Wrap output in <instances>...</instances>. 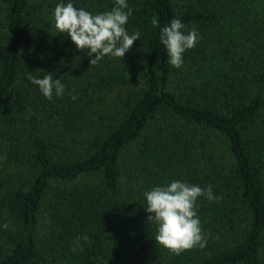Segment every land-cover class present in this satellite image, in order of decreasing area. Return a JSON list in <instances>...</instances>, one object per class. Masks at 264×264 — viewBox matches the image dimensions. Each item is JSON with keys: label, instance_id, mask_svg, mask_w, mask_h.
Masks as SVG:
<instances>
[{"label": "trees", "instance_id": "trees-1", "mask_svg": "<svg viewBox=\"0 0 264 264\" xmlns=\"http://www.w3.org/2000/svg\"><path fill=\"white\" fill-rule=\"evenodd\" d=\"M69 2L115 6L0 0V264H264V0H126L140 40L91 66L54 27ZM173 18L200 37L179 69L159 40ZM29 72L64 94L46 99ZM176 180L220 197L197 199L207 245L180 255L144 209Z\"/></svg>", "mask_w": 264, "mask_h": 264}, {"label": "clouds", "instance_id": "clouds-1", "mask_svg": "<svg viewBox=\"0 0 264 264\" xmlns=\"http://www.w3.org/2000/svg\"><path fill=\"white\" fill-rule=\"evenodd\" d=\"M131 15L132 9L128 7L126 0H115V6L110 11L97 14L83 8L77 9L69 2L56 5L53 21L58 33L70 37L77 50H88L91 66L109 55L122 60L134 42L140 40L139 32L129 34L125 28ZM152 25L159 26L155 17ZM184 28L181 20L175 18L160 28L159 40L167 51L168 63L177 69L183 65L184 52L194 48L200 38L196 30L185 34ZM32 73L29 72L27 78L38 86L46 99L51 100L53 94L58 97L64 94L65 86L59 78L54 79L55 73L46 72L43 78H37ZM71 99L75 101L77 97L72 95ZM201 196L206 197L209 202L220 199L212 192L211 185L202 189L178 180L144 193V209L149 214L146 223L156 227V245L175 255L193 248L206 247L207 239L195 211L196 201ZM4 227L7 228V224ZM84 239L87 240V236Z\"/></svg>", "mask_w": 264, "mask_h": 264}, {"label": "rangeland", "instance_id": "rangeland-1", "mask_svg": "<svg viewBox=\"0 0 264 264\" xmlns=\"http://www.w3.org/2000/svg\"><path fill=\"white\" fill-rule=\"evenodd\" d=\"M117 97L118 96L117 95H114V94L110 95L108 97V102L106 103L105 106L108 107V108H112L113 107V103L112 102L113 101H116V98ZM129 156H130V153H128L126 155L127 158ZM49 224H50L49 214H48L47 210H44L43 213H42V216H41V232L43 234L47 233L48 228H49Z\"/></svg>", "mask_w": 264, "mask_h": 264}]
</instances>
